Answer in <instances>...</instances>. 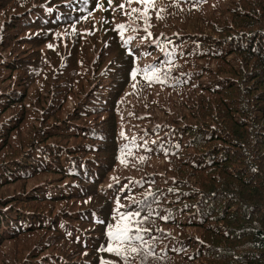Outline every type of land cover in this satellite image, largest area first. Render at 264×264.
I'll return each mask as SVG.
<instances>
[{"label": "trees", "instance_id": "trees-1", "mask_svg": "<svg viewBox=\"0 0 264 264\" xmlns=\"http://www.w3.org/2000/svg\"><path fill=\"white\" fill-rule=\"evenodd\" d=\"M102 261L264 264V0H0V264Z\"/></svg>", "mask_w": 264, "mask_h": 264}, {"label": "snow or ice", "instance_id": "snow-or-ice-1", "mask_svg": "<svg viewBox=\"0 0 264 264\" xmlns=\"http://www.w3.org/2000/svg\"><path fill=\"white\" fill-rule=\"evenodd\" d=\"M129 3L133 2V0H128ZM136 3L139 4H152L154 0H135ZM108 3L111 4L112 0H108ZM99 7V4L97 5ZM119 7L123 10L125 8L124 4L119 5ZM137 9H133V11H136ZM145 19L147 20V13H144ZM120 28H123V25L119 26ZM147 31V29H145ZM150 35V34H149ZM49 47H52L49 45ZM143 72L145 73L146 79H148L149 82H152L153 80L157 82L160 81L158 70L153 69L151 66L145 67L143 69ZM149 72H152L153 75L149 76L147 75ZM133 77H135L136 73H132ZM135 203V201H133ZM119 203V201H117ZM120 222L117 223L115 226V231H112V225H109V231L107 233L108 235V244H107V251L114 253L117 257H124L125 260L128 259V256L138 253L139 249L137 247L132 246V241L135 239L136 241L143 242V237L139 234L142 231H148V229H142L139 225V220H137V217H140V212H126V213H120ZM133 233H135V236H133ZM113 241L117 242V246H113ZM104 250V249H102ZM101 264H109L107 261H102Z\"/></svg>", "mask_w": 264, "mask_h": 264}, {"label": "rangeland", "instance_id": "rangeland-1", "mask_svg": "<svg viewBox=\"0 0 264 264\" xmlns=\"http://www.w3.org/2000/svg\"><path fill=\"white\" fill-rule=\"evenodd\" d=\"M89 19L84 20V24H87V28L89 30H95L97 29V23H96V16L95 15H89Z\"/></svg>", "mask_w": 264, "mask_h": 264}]
</instances>
